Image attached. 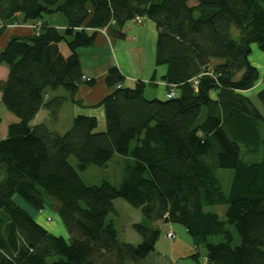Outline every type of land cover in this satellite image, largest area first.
I'll list each match as a JSON object with an SVG mask.
<instances>
[{
	"label": "trees",
	"instance_id": "1",
	"mask_svg": "<svg viewBox=\"0 0 264 264\" xmlns=\"http://www.w3.org/2000/svg\"><path fill=\"white\" fill-rule=\"evenodd\" d=\"M55 15L64 19L63 34L45 20ZM136 17L155 25L154 64L165 67L162 80L174 96L146 99V83L125 87L111 66L104 84L112 91L95 105L103 132L86 115L73 117L63 134L31 125L42 109L56 120L67 99L78 104L79 86L94 85L82 78L78 51L98 31L123 40ZM17 21L33 33L0 50L7 69L0 103L17 119L0 138V264H146L160 231L136 223L141 242H120L109 219L117 198L150 222L183 226L196 248L204 244L206 264H264V114L245 94L258 80L251 46L264 53V0H0V37ZM60 88L67 97L45 99ZM255 99L264 107V89ZM114 154L134 162L117 187L85 185L68 162L73 156L81 171ZM217 169L232 170L227 194ZM23 203L37 214L56 212L66 239ZM215 205H226L224 220L204 211ZM190 258L199 261V252Z\"/></svg>",
	"mask_w": 264,
	"mask_h": 264
},
{
	"label": "crops",
	"instance_id": "2",
	"mask_svg": "<svg viewBox=\"0 0 264 264\" xmlns=\"http://www.w3.org/2000/svg\"><path fill=\"white\" fill-rule=\"evenodd\" d=\"M57 18L59 17H56L54 23H51L52 26L57 29H63L65 27V22H63L61 26H57V24H55ZM29 26L30 23L23 24L22 22L17 21L15 24L10 25L7 28L14 30L13 36L25 37L33 33L31 27ZM122 32L125 35L123 40H113L109 38L104 31H98L94 44L87 49H81L78 51L82 77L94 80V85L92 87H89L85 84H81L79 86L75 97V100L78 101V104H73L71 102L72 105L80 109L81 115L95 117L94 115L96 114L93 113L92 110L97 108L99 110V112L97 110V115L100 117V120L104 119L102 108L96 107L95 105L104 96L110 94L112 90L103 84V87H101L98 91V89H96L98 84L95 79H104L107 69L111 66H116L120 73L124 76V83L127 82L128 84L127 86L123 84V86L132 88L137 80H140L146 84L151 83L152 86L156 87V92L158 90L159 96L155 97L161 100L165 98L167 90L166 84L162 80V77L165 74V67H156L154 64L155 43L157 36L155 25L150 20L147 21L146 18H142V22L139 25L135 24L133 21L128 22L123 27ZM102 53L105 54L104 58L106 59H104V64L101 61V58H103L101 55ZM135 53H139L142 58V63L140 66L137 65L140 57L137 60ZM249 62L257 69L258 80L250 90L245 92V94L248 95L255 103L256 94L260 90L264 89V53L259 51L255 45L251 46ZM6 75L7 69L4 66H0V81L4 80ZM51 97L52 95L47 93L45 99L48 100ZM40 114H43V118L41 119L38 118ZM46 115V110H40L34 120L31 122V125L42 123L45 119H47ZM11 121V123H14L17 122V119ZM0 138L3 139V137ZM23 207L34 218L35 212L25 206ZM37 223L48 230L41 223ZM168 226L169 227L167 230L171 232L175 231V233L179 235V238L175 240V242L172 243L168 249H164L159 245L158 242H156L154 251L148 254L145 258L146 264H188L187 262L196 264L197 260L190 258L191 255L195 253L193 250L196 249V246L193 239L187 234L185 228L182 230L172 225Z\"/></svg>",
	"mask_w": 264,
	"mask_h": 264
},
{
	"label": "rangeland",
	"instance_id": "3",
	"mask_svg": "<svg viewBox=\"0 0 264 264\" xmlns=\"http://www.w3.org/2000/svg\"><path fill=\"white\" fill-rule=\"evenodd\" d=\"M158 1V0H157ZM57 18V20L55 21V24H57V26H61V24H63L64 19L62 16L59 15H55V16H46L45 20H47L50 23H54V20ZM146 20L148 21L149 19L146 18ZM62 21V22H61ZM31 29H32V24H30ZM64 29L59 28L58 31L60 34L64 33ZM34 30V29H33ZM13 32L14 30H10V29H5L4 30V34L1 35L0 38V50H2L6 44V42L8 41V39L13 36ZM234 34H236V32H234ZM60 47V51L67 55L68 54V49L65 45V43H60L59 45ZM103 56V58H101L102 63L104 64V61L106 60L104 57V53L101 54ZM135 56L138 60L137 65L140 66L141 65V56L139 55V53H135ZM105 59V60H104ZM145 64V63H144ZM97 81V88L98 91L101 87H103L104 84V79L101 78H96L95 79ZM127 86V82L124 83ZM105 85V84H104ZM48 93L52 96H68V94L65 92V90H63V88H60L56 91H48ZM155 96H159L158 94V90L156 92V87L147 84L145 91H144V97L146 99H153L156 98ZM255 104L257 106V108L259 109V111L264 114V107L262 106L261 103H259V101L255 100ZM97 108L93 109V113H95L96 115L95 118L97 120V126L95 128V132L100 133L103 132L105 130V121L104 119L100 120V117L97 115ZM86 112V111H84ZM77 115H81V111L79 108H77L76 106L72 105L70 100L67 99L66 102L63 104V106L61 107V109L58 112V115L56 117V121L52 120L49 118L48 116V112H47V119H45L43 121V123H46L47 126L59 133V134H63L64 132H66L70 126H71V122L73 117L77 116ZM42 116V117H41ZM38 118H43V114H40V116ZM37 118V119H38ZM11 120H16L15 116H13L11 113H9L4 106L0 103V137L5 138L6 137V128L7 125L9 123H11ZM52 121V122H50ZM134 142L131 143V147H133ZM68 162L69 164L73 167V169L77 172L79 178L81 179V181L87 185V186H97L100 185L103 181H107L109 182L111 185L117 187L119 186V184L127 178L128 176V166H133L134 162L131 158L129 157H124L118 154H114L113 157L110 159V161L102 167L99 166H95V165H88L85 167L84 170H79L77 167V160L73 157L70 156L68 158ZM216 175L219 178L220 181V186H221V190L224 194H227L230 188V183H231V178H232V170L229 169H217L216 170ZM23 206L29 208L25 203H23ZM113 206L115 208L116 213L114 215H110L109 219L112 220L115 229L117 230V234H118V240L120 242H126V243H131V242H135V243H131V244H138L141 242V238L140 236L134 231L133 229V225L136 223H140L143 226L147 227V228H156L159 229L160 234H159V238H158V243L160 246H162L164 249H168V247L175 242V240H177L179 238V235L177 233H175V231H173L176 235V237L174 238V240H172L171 242L166 238L165 234L168 231V225H172L174 227H178V229H182L184 230L183 226L179 225V224H174V223H164L161 221H157V222H150L148 220H146L141 213V209L140 208H135L132 207L131 205H129L127 202H125L123 199L117 198L113 201ZM225 208L226 205H215V206H206L204 208V211H210L213 212L215 214H217V216L219 217L220 220H224V212H225ZM30 209V208H29ZM47 217L51 218V221H46ZM34 219L41 223L43 226H45L48 230H50V232L53 235L56 236H63L65 239L67 237V232L64 229L58 215L56 214V212H54L53 210H51L48 207H45L43 209V211L40 214H34ZM187 236V235H186ZM190 237V236H189ZM222 239L220 237H209L208 242L210 243H218L220 242ZM237 241L235 239L234 244H236ZM194 252H199L200 254V258L199 261H197L196 264H206L203 256L205 254V246L204 244L198 242V248L193 250ZM188 264H194L192 262H187Z\"/></svg>",
	"mask_w": 264,
	"mask_h": 264
},
{
	"label": "built area",
	"instance_id": "4",
	"mask_svg": "<svg viewBox=\"0 0 264 264\" xmlns=\"http://www.w3.org/2000/svg\"><path fill=\"white\" fill-rule=\"evenodd\" d=\"M133 22H134L135 24L139 25V24H141V22H142V18H141V17H136V18L133 20ZM82 78L85 79L86 81L89 80L88 78H85V77H82ZM194 84H196V82H194ZM173 96H174V92H173V90H170V91H168V92L165 94V98H167V99H170V98H172ZM46 221H48V222L51 221V218L47 217ZM165 236H166V238H167L169 241H171V240H173V239L175 238L174 233L171 232V231H167L166 234H165Z\"/></svg>",
	"mask_w": 264,
	"mask_h": 264
}]
</instances>
